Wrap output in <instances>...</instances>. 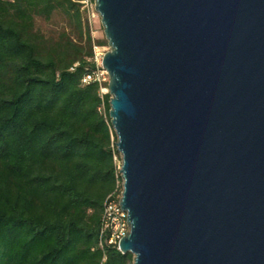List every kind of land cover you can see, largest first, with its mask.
I'll return each mask as SVG.
<instances>
[{
	"label": "water",
	"instance_id": "obj_1",
	"mask_svg": "<svg viewBox=\"0 0 264 264\" xmlns=\"http://www.w3.org/2000/svg\"><path fill=\"white\" fill-rule=\"evenodd\" d=\"M132 264H264V0H94Z\"/></svg>",
	"mask_w": 264,
	"mask_h": 264
},
{
	"label": "trees",
	"instance_id": "obj_2",
	"mask_svg": "<svg viewBox=\"0 0 264 264\" xmlns=\"http://www.w3.org/2000/svg\"><path fill=\"white\" fill-rule=\"evenodd\" d=\"M80 1L0 0V264L133 261L98 244L104 201L122 180L110 94L82 84L93 46L107 42L92 39ZM55 13L74 37L35 29Z\"/></svg>",
	"mask_w": 264,
	"mask_h": 264
},
{
	"label": "built area",
	"instance_id": "obj_3",
	"mask_svg": "<svg viewBox=\"0 0 264 264\" xmlns=\"http://www.w3.org/2000/svg\"><path fill=\"white\" fill-rule=\"evenodd\" d=\"M82 10L87 12L88 20L99 17L94 7V0H81ZM103 46H93V57L91 59L93 67L82 78V84L86 85L95 82L99 85V93L101 95L108 93V73L102 65L104 52ZM122 186H117L116 189L108 195L103 204L101 227L98 235V244L100 247L113 246L119 250V241L129 231L127 221V213L121 209ZM120 251V250H119ZM103 257L102 260H104Z\"/></svg>",
	"mask_w": 264,
	"mask_h": 264
},
{
	"label": "rangeland",
	"instance_id": "obj_4",
	"mask_svg": "<svg viewBox=\"0 0 264 264\" xmlns=\"http://www.w3.org/2000/svg\"><path fill=\"white\" fill-rule=\"evenodd\" d=\"M82 18L83 22L88 25L91 37L94 41H102L103 39L106 41L103 33V28L100 23V17H95L90 21L88 20L87 12L83 11ZM34 23L35 29L40 31L45 37L50 39H56L58 35L63 31H65L71 37H74L76 35L75 30L70 26L67 19L59 13H55L48 21L36 17ZM100 46H103L102 51L104 53L109 50L107 43Z\"/></svg>",
	"mask_w": 264,
	"mask_h": 264
}]
</instances>
